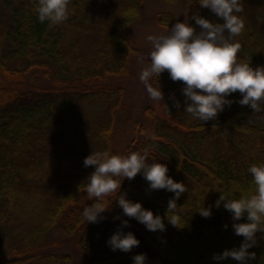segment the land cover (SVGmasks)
Masks as SVG:
<instances>
[{
	"label": "trees",
	"instance_id": "16d2710c",
	"mask_svg": "<svg viewBox=\"0 0 264 264\" xmlns=\"http://www.w3.org/2000/svg\"><path fill=\"white\" fill-rule=\"evenodd\" d=\"M146 1L71 0L69 19L50 26L38 20L34 0H0V264H71L50 238L58 227L76 241L79 264H133L140 253L147 254L146 264H240L231 257L213 259L243 241L232 228L231 213L223 204L214 205L221 192L238 198L254 189L248 168L264 163V112L240 105L237 91L230 97L236 102L217 119H195L184 112L183 82L173 81L167 70L159 82L170 110L164 102L147 109L153 125H137L121 155L148 148L150 158L166 163L168 175L185 183L187 191L177 200L185 226L165 219L166 231H150L127 217L117 201L99 223L82 218L93 203L85 185L94 166L84 167V159L97 150L120 154L112 137L125 91L112 82L131 75L138 50L126 32L140 22ZM187 3L189 17L198 13L223 22L198 0ZM243 3L245 28L235 38L241 43L238 56L261 66L264 0ZM189 22L195 25L194 19ZM158 23L170 29L176 21L164 13ZM38 74L51 88L41 83L29 88V78L37 83ZM173 94L181 101L179 109L170 99ZM148 183L137 174L123 181L121 191L164 216L174 193L150 191ZM202 205L213 206L210 217L197 211ZM123 220H129L127 227ZM118 228L134 232L139 246L113 251L107 241ZM257 239L249 249L256 257L247 264H264V233L258 232Z\"/></svg>",
	"mask_w": 264,
	"mask_h": 264
},
{
	"label": "clouds",
	"instance_id": "9594fccd",
	"mask_svg": "<svg viewBox=\"0 0 264 264\" xmlns=\"http://www.w3.org/2000/svg\"><path fill=\"white\" fill-rule=\"evenodd\" d=\"M34 4L38 20L41 23L47 21L50 26L66 22L72 11L69 7L71 0H34ZM198 4L223 22H213L194 13L183 21L178 20L170 29L168 27L167 33L147 36L152 50L139 79L149 97L157 103L163 101L169 109L159 82L167 70L173 81L183 82L184 112L195 119L202 122L217 119L226 107L236 102L230 97L237 91L241 94L240 105L250 106L255 113L264 112V65L253 67L251 60L238 56L241 43L235 38L245 28L243 0H198ZM190 19L195 20V25L189 22ZM196 26H199V31ZM170 99L177 109L181 107V101L175 94ZM151 139H156L154 134ZM83 163L84 167L94 166L85 185L87 196L93 201L82 211L86 223H99L106 219L103 214L110 210L113 201H117L127 217L135 218L150 231H166L165 219L178 228L185 226L186 222L177 211V200L187 191L186 185L168 175L166 163L150 158L148 148L127 155L114 154L107 149L92 151ZM248 172L253 178L252 191L238 198L221 192L215 201V207L223 204L231 213L235 234L243 236L239 247L214 254L213 259L217 261L231 257L240 264H247L256 257V253L249 249L257 245V233H264V163L251 164ZM137 174L149 182L150 191L164 189L174 193L164 216L154 214L142 202L129 199L127 193L121 191L123 181L132 180ZM212 207L202 205L197 211L204 217H210ZM119 218V215L115 217ZM122 224L127 227L129 220H123ZM140 243L134 232H124L123 228H118L107 241L113 251L125 252ZM146 261V253L133 257V264H146Z\"/></svg>",
	"mask_w": 264,
	"mask_h": 264
},
{
	"label": "rangeland",
	"instance_id": "374dc122",
	"mask_svg": "<svg viewBox=\"0 0 264 264\" xmlns=\"http://www.w3.org/2000/svg\"><path fill=\"white\" fill-rule=\"evenodd\" d=\"M193 0H180L177 4H170L163 0H147L142 6L140 22L132 26L126 35L132 45L138 50V53L131 60V75L128 78L116 79L112 84L120 86L124 89L123 106L117 115L116 124L113 132V148L116 152L123 154L135 136L137 125L149 129L154 121L145 115V111L149 108L159 109L163 103L154 102L148 95L144 84L140 81L139 75L144 66L149 61V53L152 50L151 43L147 40V36L151 34L167 33L168 28L162 27L158 23L161 14L168 13L175 18V21H183L185 17H189V7L187 2ZM30 89H35L39 84L44 88H48L49 83L43 79L42 75L37 76L35 83L31 78ZM29 82V81H28ZM51 88V87H50ZM52 240L60 243V252L58 254H67L71 258V264H79L81 255L77 251L76 241L67 237L60 227L55 228Z\"/></svg>",
	"mask_w": 264,
	"mask_h": 264
}]
</instances>
